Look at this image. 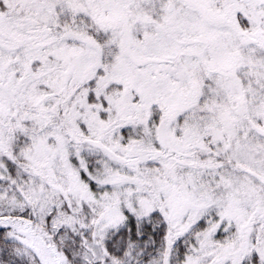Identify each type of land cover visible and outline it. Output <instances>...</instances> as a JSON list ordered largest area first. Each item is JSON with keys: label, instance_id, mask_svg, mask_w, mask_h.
Segmentation results:
<instances>
[{"label": "snow or ice", "instance_id": "1", "mask_svg": "<svg viewBox=\"0 0 264 264\" xmlns=\"http://www.w3.org/2000/svg\"><path fill=\"white\" fill-rule=\"evenodd\" d=\"M0 264H264V0H0Z\"/></svg>", "mask_w": 264, "mask_h": 264}]
</instances>
